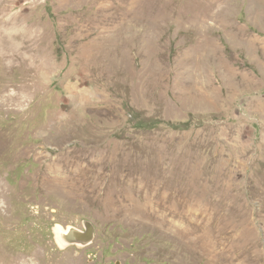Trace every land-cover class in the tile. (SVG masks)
<instances>
[{"label":"rangeland","instance_id":"1","mask_svg":"<svg viewBox=\"0 0 264 264\" xmlns=\"http://www.w3.org/2000/svg\"><path fill=\"white\" fill-rule=\"evenodd\" d=\"M0 264H264V0H0Z\"/></svg>","mask_w":264,"mask_h":264},{"label":"water","instance_id":"2","mask_svg":"<svg viewBox=\"0 0 264 264\" xmlns=\"http://www.w3.org/2000/svg\"><path fill=\"white\" fill-rule=\"evenodd\" d=\"M55 234L61 246H77L83 248L93 243L95 239V226L92 222L84 220L83 230L73 226L67 228L57 226Z\"/></svg>","mask_w":264,"mask_h":264},{"label":"bare ground","instance_id":"3","mask_svg":"<svg viewBox=\"0 0 264 264\" xmlns=\"http://www.w3.org/2000/svg\"><path fill=\"white\" fill-rule=\"evenodd\" d=\"M8 38V37H7ZM12 43V42H11ZM16 50V49H15ZM21 53V52H20Z\"/></svg>","mask_w":264,"mask_h":264},{"label":"trees","instance_id":"4","mask_svg":"<svg viewBox=\"0 0 264 264\" xmlns=\"http://www.w3.org/2000/svg\"><path fill=\"white\" fill-rule=\"evenodd\" d=\"M182 128V127H181Z\"/></svg>","mask_w":264,"mask_h":264}]
</instances>
